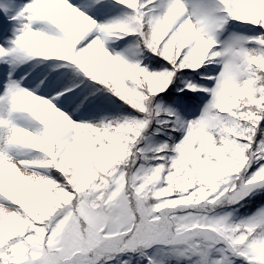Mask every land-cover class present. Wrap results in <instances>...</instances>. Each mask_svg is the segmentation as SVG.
<instances>
[{
	"label": "snow or ice",
	"instance_id": "6c2138e0",
	"mask_svg": "<svg viewBox=\"0 0 264 264\" xmlns=\"http://www.w3.org/2000/svg\"><path fill=\"white\" fill-rule=\"evenodd\" d=\"M0 264H264V0H0Z\"/></svg>",
	"mask_w": 264,
	"mask_h": 264
}]
</instances>
